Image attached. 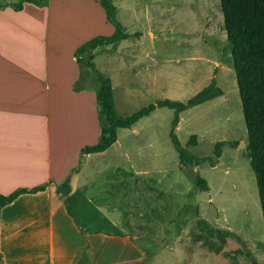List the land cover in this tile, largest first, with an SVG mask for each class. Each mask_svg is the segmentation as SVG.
I'll use <instances>...</instances> for the list:
<instances>
[{"label":"rangeland","instance_id":"rangeland-1","mask_svg":"<svg viewBox=\"0 0 264 264\" xmlns=\"http://www.w3.org/2000/svg\"><path fill=\"white\" fill-rule=\"evenodd\" d=\"M63 1L62 6L71 2L73 12L58 20L62 45L55 73L62 87L66 73L71 75L76 67L71 66L70 52L95 36L114 32L98 0ZM111 2L123 31L133 35L80 56H91L94 67L110 80L116 117L163 99L185 101L206 86L216 70L223 93L186 109L174 132L198 157L212 156L216 141L238 144H223L213 167L208 162L181 166L169 138L173 110L156 107L131 128H118L117 140L91 156L85 165L91 184L81 197L93 196L94 202L107 204L105 210L93 209L100 211L111 231L145 236L151 247L145 264H264L262 213L254 174L244 157L246 127L220 1ZM77 71L73 88L92 91L93 101L86 93L63 98L58 125L63 134L81 129L79 139L84 141L91 130L97 136L105 123L98 118L96 71L79 65ZM191 134L196 135L194 146L186 144ZM197 174L206 180V190L196 186ZM200 221L231 233L219 253L194 239V233L202 232ZM236 249L241 253L230 254Z\"/></svg>","mask_w":264,"mask_h":264},{"label":"crops","instance_id":"crops-1","mask_svg":"<svg viewBox=\"0 0 264 264\" xmlns=\"http://www.w3.org/2000/svg\"><path fill=\"white\" fill-rule=\"evenodd\" d=\"M63 2L36 5L21 0V8L15 9L18 2L0 0V193L46 185L0 208V264H145L151 255L145 236L111 231L100 211L93 209L105 210L107 204L94 202L93 196L81 197L92 179L85 165L93 154L104 151L80 150L95 143L100 132L93 137L91 130L84 141L79 139L81 129L60 133L63 98L86 93L93 101L92 91L73 88L78 79L73 56L77 48L70 52L76 70L66 73L63 87L55 73L62 45L58 20L73 12L71 2L62 6ZM67 176L73 214L67 211L65 197L55 194V186Z\"/></svg>","mask_w":264,"mask_h":264},{"label":"trees","instance_id":"trees-1","mask_svg":"<svg viewBox=\"0 0 264 264\" xmlns=\"http://www.w3.org/2000/svg\"><path fill=\"white\" fill-rule=\"evenodd\" d=\"M36 5L45 3V0H25ZM222 12V22L226 33V48L230 52L232 67L236 76L241 110L246 127L247 142L244 157L248 159L251 171L254 174L259 197V204L264 225V0H219ZM103 8L105 16L114 25L111 35H98L82 44L74 52L75 61L81 67L93 69L97 73L98 87L95 92L98 106V118L104 121L101 126L98 140L81 148V154L103 152L117 140L118 128H131L139 119L149 115L156 107H167L173 110L171 129L169 131L170 142L177 152L179 164L186 166H198L202 162H208L215 166L221 156V147L228 144L234 148L237 141H216L212 156L198 157L192 154L185 146H182L174 128L179 121V113L198 104L211 100L221 95L222 89L212 78L210 82L185 101L163 99L156 103H150L141 107L132 114L124 117H116L112 105V86L107 77L102 76L94 67L89 58L80 55L92 52L104 45H113L133 34L123 31V25L116 18L115 6L111 0H98ZM15 9H20L21 4H14ZM196 135L191 134L187 145H196ZM73 170H76L73 169ZM195 184L200 190L207 189L204 178L195 177ZM46 185H38L30 189L19 188L7 195L0 193V208L15 200L23 193H36L45 190ZM69 176L55 186V194L65 197V205L69 214H73V203L69 196ZM202 232L194 233V239L201 241L209 250L219 253L225 245L226 239L231 236L228 231L213 229L204 221L199 222ZM241 250L236 249L230 254L238 255ZM229 254V253H228Z\"/></svg>","mask_w":264,"mask_h":264},{"label":"water","instance_id":"water-1","mask_svg":"<svg viewBox=\"0 0 264 264\" xmlns=\"http://www.w3.org/2000/svg\"><path fill=\"white\" fill-rule=\"evenodd\" d=\"M239 147H243V145L242 144H239ZM196 169V168H195Z\"/></svg>","mask_w":264,"mask_h":264}]
</instances>
